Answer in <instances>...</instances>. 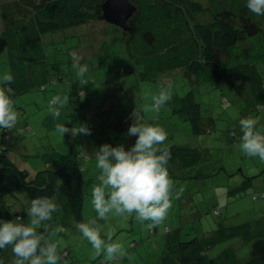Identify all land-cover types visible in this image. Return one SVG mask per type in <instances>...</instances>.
I'll return each instance as SVG.
<instances>
[{
  "label": "rangeland",
  "instance_id": "1",
  "mask_svg": "<svg viewBox=\"0 0 264 264\" xmlns=\"http://www.w3.org/2000/svg\"><path fill=\"white\" fill-rule=\"evenodd\" d=\"M15 1L0 0V34L4 29L3 10ZM193 1L206 3V0ZM218 3L215 0L214 4ZM244 6L247 7V1ZM128 34L104 21L43 35L48 71L46 90H41L39 84L42 82L35 78L36 86L30 87L29 92L19 95L12 91L10 94L15 110L20 113L15 126L7 130L11 146L7 153L11 154L15 167L29 173L32 179L39 171L60 169L51 161L55 154L70 155L74 148L75 156L89 157L76 162L84 179L82 222L96 219L101 237L107 240L111 235L127 253L116 261H107L103 253L96 256L91 243L77 229L76 218L53 198L59 211L52 214L51 220L35 227L46 230L45 238L57 244L61 255L57 264H162L167 242L173 241V237L190 241L197 234L218 230L219 225L229 228L249 224L256 231L258 222L264 224V192L251 194L264 188V161L258 156L248 157L240 148L243 133L239 123L250 115L259 117L257 130L264 132V108L259 112L255 105H249L254 100L248 102L246 95L243 97L238 91L218 87L213 82L195 88L190 78L180 71L153 74L145 81L138 71L134 72L121 42ZM231 53L237 57L236 61L256 59L258 64L264 65V42L261 40L248 38L236 45ZM73 55L82 57L80 63L88 67L83 78L77 76V70L73 68ZM216 59L231 65L230 62L227 64L222 52ZM6 72L11 74L8 50L0 55V78ZM168 85H171V100L159 110L154 109L153 98ZM194 88L197 103L214 119L210 127L213 134L194 135L191 123L178 112L179 99ZM82 91L85 96L78 97V92ZM56 95L70 97L59 116H53L49 111V104ZM263 95L264 91L254 99L264 107ZM222 97L228 99V103H224ZM134 109L147 123L164 128L167 133L164 146L196 149L192 160L198 156L193 164L172 161L167 165L175 190L183 189V192L179 199H173L166 219L151 228V221L141 223L135 213L123 216L110 213L107 219L101 220L92 204V189L100 183L101 172L96 166V153L106 143L114 147L123 144L126 150L133 146L137 137H129L126 133L133 122ZM58 124H65L74 131L85 125L90 134L74 136L70 131L63 136L56 131ZM233 129L237 133L233 135L236 139L230 137ZM3 132L0 129V146ZM1 151L0 147V154ZM17 197L22 199L24 206L20 207L16 199L5 198V201L15 206L14 213H24L23 219L28 222L31 202L21 191ZM167 229H170L169 234ZM227 248H231L242 262H250L264 256V239L248 244L225 242L218 246V253ZM14 259L9 250L0 255L3 264H11Z\"/></svg>",
  "mask_w": 264,
  "mask_h": 264
},
{
  "label": "trees",
  "instance_id": "2",
  "mask_svg": "<svg viewBox=\"0 0 264 264\" xmlns=\"http://www.w3.org/2000/svg\"><path fill=\"white\" fill-rule=\"evenodd\" d=\"M106 1L16 0L4 8L0 55L5 50L9 51L14 81L8 87L14 94L29 92L30 87L36 86L35 78L42 82L39 84L42 91L47 88L45 81L48 71L42 36L104 22L102 5ZM130 1L137 11L129 21L128 36L121 42L134 72L138 71L147 81L153 74L180 71L190 78L194 87L209 82L218 87L226 86L228 88L225 89L238 91L243 97L246 95L248 102L254 100L253 104H249L251 107L255 105L259 112L263 110V105L254 98L264 91V65L258 64L256 59L252 62L236 61L237 57L231 53L236 45L248 38L264 42V16H256L248 7L244 8L247 0H218V5L214 4L215 0H206L205 4L193 0ZM220 52L224 54L227 64L230 62L231 65L216 59ZM195 88L179 99L178 112L191 123L194 135L213 134L210 127L214 119L197 103ZM77 95L85 96V92H78ZM222 98L224 103H228V99ZM86 101L90 102L89 99ZM85 106L88 108L87 104ZM235 133L233 129L231 139H236L233 137ZM9 142L10 135L4 130L0 146V219L23 218L24 213H14L15 206L5 201V198L16 199L20 207L24 206L22 199L17 197L21 191L30 202L42 196L56 198L76 218L77 223L82 222L84 179L82 169L76 162L77 159L82 161L89 157H76L74 148L70 155L55 154L51 161L60 169L42 170L30 179L29 173L19 171L10 159L11 154L7 153L11 149ZM169 150L171 159L168 164L172 161L193 164L198 157L192 160L197 150L188 147L173 146ZM257 192H264V188L251 194ZM167 233H170V229H167ZM173 238V241L167 242L162 264H264V256L242 262L231 248L219 253L217 250L218 246L229 241L248 244L264 239V224L261 222H258L256 231L249 224L229 228L219 225L218 230L210 234H197L190 241ZM8 250L12 251L11 245L0 249V255Z\"/></svg>",
  "mask_w": 264,
  "mask_h": 264
},
{
  "label": "clouds",
  "instance_id": "3",
  "mask_svg": "<svg viewBox=\"0 0 264 264\" xmlns=\"http://www.w3.org/2000/svg\"><path fill=\"white\" fill-rule=\"evenodd\" d=\"M247 7L256 16H264V0H247ZM72 59L77 76L83 78L88 71L87 65L80 63L82 57L73 55ZM13 81L14 77L7 72L0 78L2 130L10 131L20 115L10 96L12 89L8 87ZM153 99V108L159 110L171 100V85L162 87L158 96ZM69 100L68 95L54 96L49 104V111L53 116H59L60 109ZM131 116L133 122L126 135L137 137L133 146L126 150L123 144L114 147L106 143L96 153V166L101 172L98 176L100 183L92 189V204L101 220L107 219L110 213L121 216L135 213L141 223L151 221V228L166 219L173 199H179L183 189L175 190L169 175L167 165L171 152L164 146L167 140L164 128L144 121L136 109ZM259 119L248 117L239 121L243 133L240 148L248 157L258 156L264 161V132L257 130ZM56 131L63 136L70 131L74 136L90 134V129L85 125L74 131L65 124H58ZM57 211L59 208L54 199L42 196L32 200L27 213L28 222L20 216L13 220H0V249L11 245L15 256L11 264H57L61 259L57 244L47 240L45 234L38 232L35 227L51 220L52 214ZM76 227L91 243L96 256L103 253L107 261H116L127 255L122 244L114 242L111 235L107 240L101 237L96 219L86 223L79 222ZM0 264H3L2 260Z\"/></svg>",
  "mask_w": 264,
  "mask_h": 264
},
{
  "label": "water",
  "instance_id": "4",
  "mask_svg": "<svg viewBox=\"0 0 264 264\" xmlns=\"http://www.w3.org/2000/svg\"><path fill=\"white\" fill-rule=\"evenodd\" d=\"M137 7L130 0H107L102 5L103 20L111 26L129 32V21L133 18Z\"/></svg>",
  "mask_w": 264,
  "mask_h": 264
}]
</instances>
